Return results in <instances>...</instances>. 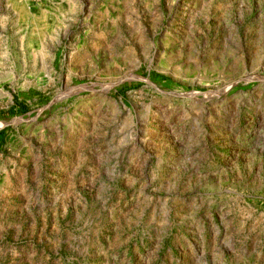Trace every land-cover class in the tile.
Masks as SVG:
<instances>
[{
    "label": "rangeland",
    "instance_id": "obj_1",
    "mask_svg": "<svg viewBox=\"0 0 264 264\" xmlns=\"http://www.w3.org/2000/svg\"><path fill=\"white\" fill-rule=\"evenodd\" d=\"M0 264H264V0H0Z\"/></svg>",
    "mask_w": 264,
    "mask_h": 264
}]
</instances>
